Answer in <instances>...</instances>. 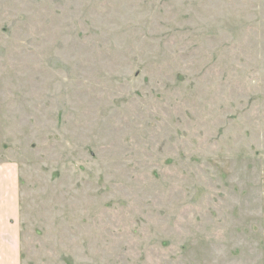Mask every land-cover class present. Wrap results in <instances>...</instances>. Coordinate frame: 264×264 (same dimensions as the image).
Wrapping results in <instances>:
<instances>
[{
	"label": "rangeland",
	"instance_id": "1",
	"mask_svg": "<svg viewBox=\"0 0 264 264\" xmlns=\"http://www.w3.org/2000/svg\"><path fill=\"white\" fill-rule=\"evenodd\" d=\"M0 162L21 264H264V0H0Z\"/></svg>",
	"mask_w": 264,
	"mask_h": 264
},
{
	"label": "crops",
	"instance_id": "2",
	"mask_svg": "<svg viewBox=\"0 0 264 264\" xmlns=\"http://www.w3.org/2000/svg\"><path fill=\"white\" fill-rule=\"evenodd\" d=\"M20 176L16 165L0 162V264L20 263Z\"/></svg>",
	"mask_w": 264,
	"mask_h": 264
}]
</instances>
